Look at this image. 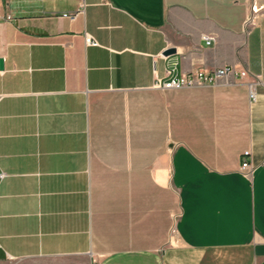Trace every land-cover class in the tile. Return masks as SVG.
I'll use <instances>...</instances> for the list:
<instances>
[{
    "label": "crops",
    "instance_id": "crops-1",
    "mask_svg": "<svg viewBox=\"0 0 264 264\" xmlns=\"http://www.w3.org/2000/svg\"><path fill=\"white\" fill-rule=\"evenodd\" d=\"M0 57V264H264V0L0 1Z\"/></svg>",
    "mask_w": 264,
    "mask_h": 264
},
{
    "label": "built area",
    "instance_id": "built-area-1",
    "mask_svg": "<svg viewBox=\"0 0 264 264\" xmlns=\"http://www.w3.org/2000/svg\"><path fill=\"white\" fill-rule=\"evenodd\" d=\"M5 1V0H0ZM262 7L257 4H252L251 6V17H249V20L255 19L258 17L261 13ZM84 11V7H82L80 10H77L76 12H69L66 13L67 16L70 17L71 20H75L77 16ZM205 38L208 40V43L212 42L214 39L210 35H205ZM86 41L88 43H93L94 41L90 36L86 37ZM246 70H237L234 66H219L216 68H206V67H198L195 70H192L190 72L182 73L180 75L174 74L173 70H168V74L170 75V78L166 81H157L156 85L159 87L164 88H182V87H191V86H197V85H211V84H218L220 82H228L230 76H237L238 78H243L247 75ZM254 81L249 82L250 86V96L255 97V92L253 89ZM249 154L250 151L247 150L244 152L243 158H242V164L241 169L242 171L248 175L251 173L253 169V164L249 162Z\"/></svg>",
    "mask_w": 264,
    "mask_h": 264
},
{
    "label": "water",
    "instance_id": "water-1",
    "mask_svg": "<svg viewBox=\"0 0 264 264\" xmlns=\"http://www.w3.org/2000/svg\"><path fill=\"white\" fill-rule=\"evenodd\" d=\"M175 51V48H168L166 50V53H171V52H174ZM4 59L2 57H0V68L3 69L4 67Z\"/></svg>",
    "mask_w": 264,
    "mask_h": 264
}]
</instances>
